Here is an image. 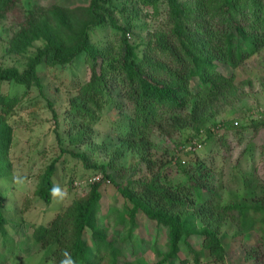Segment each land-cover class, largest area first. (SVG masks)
<instances>
[{"label":"trees","instance_id":"obj_1","mask_svg":"<svg viewBox=\"0 0 264 264\" xmlns=\"http://www.w3.org/2000/svg\"><path fill=\"white\" fill-rule=\"evenodd\" d=\"M115 1L118 0H90L89 18L79 29L65 8L56 4H37L23 17L22 25L11 37V50L26 52L35 40H42L43 45L28 57L22 70L0 66V185L12 170L9 151L13 129L8 116L19 102L18 94L4 93L2 85L22 87L24 94L35 86L42 93L38 73L41 63L61 66L84 56L89 78L76 88L65 110L71 148L61 151L95 172L79 179L77 187H86L80 196L55 212L49 222L34 227L32 235L47 250L46 257L54 264H103L106 259L108 264H127L119 261V255L127 244L134 249L131 232L137 225L136 215L142 212L150 228H163L166 235L163 257L154 264H175L183 246L194 254L195 264H201L200 254L190 242L192 235L201 237L202 249L209 257L202 264H224L227 249L219 235L220 225L231 219L244 232L248 213L252 212L259 217L263 229L264 193L222 204L212 188L206 162L195 157L188 162L185 159L182 165L174 161L175 152L167 163L176 164L185 179L172 181L169 165L165 167L166 162L152 158L149 137L157 131L172 138L186 128L196 133L205 129L208 137L213 135L206 124L225 104L232 81L220 64L236 67L264 47V0H142L144 5L155 7L154 11L159 2L165 1L168 9L166 29L148 32V40L140 50L129 40L134 26L131 20L121 25L113 17ZM18 2L0 0V15L14 10ZM132 8L131 16L138 15L135 4ZM106 22L119 36L116 55L92 40L91 30ZM194 80L199 83L195 90L191 87ZM48 105L58 124V114L49 100ZM106 110L115 117L101 133L95 126ZM128 151L136 152V162L119 164ZM96 156H104V160ZM59 159L46 166L34 190L46 203L53 199V177ZM261 175L264 182V167ZM111 182L130 203V228L121 239L115 234L117 229L109 234L108 227L100 224L101 187ZM5 223L0 198L3 236L7 235ZM257 229L244 246L248 264H264V238Z\"/></svg>","mask_w":264,"mask_h":264},{"label":"rangeland","instance_id":"obj_2","mask_svg":"<svg viewBox=\"0 0 264 264\" xmlns=\"http://www.w3.org/2000/svg\"><path fill=\"white\" fill-rule=\"evenodd\" d=\"M37 4L44 7L53 4L62 6L77 29L89 18L87 7L90 0H19L14 10L0 15L1 67L15 66L22 70L28 57L43 45L42 40H35L23 53L14 52L10 48L11 37L22 25L23 17ZM133 4L139 10V14L135 16H131ZM112 8L113 17L118 24L124 25L127 19L131 20L134 26L129 40L139 46L138 50L146 44L148 32L162 31L167 27L168 6L165 1L157 4V11H154L153 6L144 5L142 0H118ZM145 11H149L151 16H147ZM91 36L98 46L111 49L112 55L117 54L120 48L119 36L108 22L91 30ZM220 66L225 74L232 77V81L226 91L225 104L214 119L206 124L214 132L213 135L208 137L205 129L196 133L195 130L186 128L168 138L152 131L149 150L153 159L166 162L165 167L169 165V179L184 180L185 176L176 169V164L167 162L181 144L188 143L191 139L198 140L195 153H183V156L187 162L195 157L206 162L211 170L212 188L220 195L222 204H225L244 196L264 193V182L261 179L264 167V125L261 124L264 121V47L236 67ZM38 73L43 84L42 93L35 86L30 87L26 94L22 87L10 83H4L1 87L4 93H17L19 97L18 104L8 116V123L13 129L9 151L12 170L0 185V198L3 199L6 218L4 230L7 234L3 236L0 232V262L5 261V264H54L51 258L46 257L47 250L41 248L32 235L33 229L49 222L55 212L64 209L74 198L80 196L86 190L84 186L77 187L80 180L95 172L94 169L86 168L81 160L70 153L62 154L61 151L71 148L65 130V110L76 93V88L89 78V67L84 56L61 66L41 63ZM198 86V81L194 80L191 86L193 90ZM48 100L58 114V124ZM114 117V113L104 111L95 130L101 133L106 131ZM213 121L221 126L215 127ZM94 139L97 141L99 138ZM57 157L60 159L53 177V199L46 203L34 190L46 166ZM96 158L104 160V156ZM136 159V152L128 151L119 159V164H134ZM101 193L100 224L108 227L109 234L117 229L118 233L115 234L121 239L130 228L127 223L130 203L112 182L102 185ZM135 221L137 225L131 232L134 249L127 244L124 252L119 255V261L129 262L127 264H154L163 257L165 231L163 228H150V223L142 212L136 215ZM260 222L259 217H254L249 212L243 232L231 219L223 221L218 231L227 249L224 264H248L244 246L247 240L254 238L252 233L256 228L264 238V227L261 229ZM197 225L200 226L199 221ZM137 238L141 240L137 241ZM190 242L200 254V263L207 262L209 257L202 249L201 237L192 235ZM103 264H108V260H104ZM175 264H195L194 254L183 246Z\"/></svg>","mask_w":264,"mask_h":264},{"label":"built area","instance_id":"obj_3","mask_svg":"<svg viewBox=\"0 0 264 264\" xmlns=\"http://www.w3.org/2000/svg\"><path fill=\"white\" fill-rule=\"evenodd\" d=\"M237 125L238 123L235 122ZM198 144V140L196 139H191L188 141V143L181 144L178 149L175 150L176 157L174 161H179L182 164H185V158L183 157V153L186 152H194L196 149V145ZM98 178V176L92 178V180Z\"/></svg>","mask_w":264,"mask_h":264}]
</instances>
